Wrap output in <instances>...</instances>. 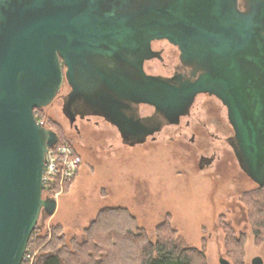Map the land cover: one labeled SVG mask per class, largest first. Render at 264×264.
<instances>
[{
	"label": "water",
	"instance_id": "1",
	"mask_svg": "<svg viewBox=\"0 0 264 264\" xmlns=\"http://www.w3.org/2000/svg\"><path fill=\"white\" fill-rule=\"evenodd\" d=\"M161 39L204 75L146 74ZM63 81L70 121L88 106L130 145L154 131L135 105H150L160 127L178 123L196 94L216 96L240 167L264 186V0H0V264H21L37 223L55 211L41 176L58 135L33 110L50 105Z\"/></svg>",
	"mask_w": 264,
	"mask_h": 264
},
{
	"label": "rangeland",
	"instance_id": "2",
	"mask_svg": "<svg viewBox=\"0 0 264 264\" xmlns=\"http://www.w3.org/2000/svg\"><path fill=\"white\" fill-rule=\"evenodd\" d=\"M163 44L168 45L161 39L153 46ZM173 57L166 52L164 64L146 62L145 73L168 75ZM68 91L63 83L37 115L39 122L57 130L59 143L68 146L80 164L71 182L55 189V211L38 222L32 238L37 247L27 245L29 255L21 264H34L42 246L39 238L49 235L53 225L62 226L70 247V239L79 241L84 227L105 207L126 208L152 239L155 227L169 221L207 264H219L220 256L231 264H251L259 256L264 264V187L242 170L226 142L233 130L219 100L199 94L178 125L127 146L116 127L100 117L77 118L75 130L61 112V95ZM151 111L148 105L140 106L142 115ZM201 157L210 162L201 165Z\"/></svg>",
	"mask_w": 264,
	"mask_h": 264
},
{
	"label": "trees",
	"instance_id": "3",
	"mask_svg": "<svg viewBox=\"0 0 264 264\" xmlns=\"http://www.w3.org/2000/svg\"><path fill=\"white\" fill-rule=\"evenodd\" d=\"M40 110H33L37 122L40 121L37 115ZM48 128L57 133L60 142L57 130ZM39 228L37 223L28 248L31 244L37 247L32 238ZM62 229L61 225H53L49 235L39 238L42 246L34 264H207L202 253L177 236L169 221H162L155 227L152 239L123 207L100 209L84 227L82 238L79 241L70 239V247L65 243Z\"/></svg>",
	"mask_w": 264,
	"mask_h": 264
},
{
	"label": "flooded vegetation",
	"instance_id": "4",
	"mask_svg": "<svg viewBox=\"0 0 264 264\" xmlns=\"http://www.w3.org/2000/svg\"><path fill=\"white\" fill-rule=\"evenodd\" d=\"M156 41H159V40H153L152 42H151V44H150V47H151V50L153 51V52H155L156 53V55L153 57V58H151V59H149V60H147V61H145L144 62V64L146 63V62H148V61H152V60H157V61H159V62H161V63H163L164 64V62H163V55H164V53H166V52H170L171 53V56L174 58V62L172 63V65H170L171 66V71H170V73L168 74V75H161V76H164V77H172V76H174V75H176V76H180L181 78H183L186 82H188L189 80H194V79H196V78H199V77H201V76H203L204 75V71L201 69V68H199L194 62H191V61H189V60H187V59H182L181 57H180V51H179V49H178V47L176 46V45H174V44H171V43H169V42H167L168 43V45H166V46H164L165 44H163V45H158V46H153L154 45V43L156 42ZM144 64H143V69H144ZM62 69L64 70V67L62 66ZM145 71V70H144ZM150 75V74H149ZM156 75H160V74H156ZM63 83H65V81H63ZM62 83V84H63ZM62 86V85H61ZM61 89V88H60ZM59 92H60V90H59ZM59 92L57 93V95L59 94ZM69 92V91H68ZM68 92L66 93V94H63V95H61V98H62V104H63V97H65L67 94H68ZM199 94H202V95H204V96H207V97H209V98H211V97H215L216 98V100L218 101L219 99L216 97V96H214V95H212V94H209V93H198V94H196L195 96H194V99H193V101H192V103L189 105V107H188V109H187V112L185 113V114H183V115H181L180 117H179V120H178V123H176V124H169V123H162L161 125H160V127H159V118L158 117H156L155 115H154V109L150 106V105H148L149 107H151L152 108V111L149 113V114H145V115H142V114H140V106H142V105H147V104H137V105H135V110H136V113H137V115L140 117V118H142V119H146V118H148V121H147V125L149 126V128L151 129V130H154L153 132H151V134H148L146 137H145V139H144V141L142 142V143H144L145 141H146V139L148 138V137H150V138H154V134L155 133H157V132H160L165 126H170V125H178L179 123H180V119L181 118H184V117H187L189 114H190V109H191V107H192V105H193V103H194V100H195V98H196V96L197 95H199ZM57 95L55 96V98L57 97ZM54 98V99H55ZM53 99V100H54ZM220 101V100H219ZM220 103H221V101H220ZM222 104V103H221ZM223 105V104H222ZM85 105H78L77 107H75V108H73V110L71 111V113H72V116H71V121H70V119H69V117H67L65 114H63L68 120H69V122H71V124L73 125V127L75 128V130H77V126L75 125V124H73L74 122H75V120L78 118V119H84V118H89L90 116H95V117H100V118H102L104 121H106V122H108L109 124H111V125H113L108 119H107V117H105L104 115H99V114H97L96 113V110H94V109H89L90 107H88V106H85ZM224 106V105H223ZM225 107V106H224ZM61 108H62V106H61ZM86 109V111H82V110H85ZM225 110H226V108H225ZM80 111L82 112V113H80ZM61 112H62V110H61ZM63 113V112H62ZM226 118H227V111H226ZM227 121H228V119H227ZM229 123V122H228ZM45 125V124H44ZM230 125V124H229ZM113 126H115V125H113ZM231 126V125H230ZM45 127H47V126H45ZM48 128V127H47ZM232 128V127H231ZM117 129V128H116ZM118 131V130H117ZM119 133V132H118ZM234 135V133L230 136V137H228V138H226V142H227V140L229 139V138H231L232 136ZM119 136H120V134H119ZM120 139H121V142L123 143V144H125V145H127V146H135V145H137V144H142V143H134V144H132V145H130V144H126V143H124L123 141H122V138H121V136H120ZM191 140H193V137H191ZM233 153H234V151H233ZM235 155V154H234ZM236 157V156H235ZM201 158H203V157H201ZM209 159V158H208ZM201 160V159H200ZM237 160V159H236ZM210 162V159L209 160H203V161H201V165L202 164H204V165H206V164H208Z\"/></svg>",
	"mask_w": 264,
	"mask_h": 264
},
{
	"label": "built area",
	"instance_id": "5",
	"mask_svg": "<svg viewBox=\"0 0 264 264\" xmlns=\"http://www.w3.org/2000/svg\"><path fill=\"white\" fill-rule=\"evenodd\" d=\"M79 164V159L75 158L68 146L57 141L56 144L48 147L44 154V166L41 176L42 196L56 198L55 189L62 188L71 182ZM48 191L51 194L46 193ZM28 255L25 249L23 257L26 258Z\"/></svg>",
	"mask_w": 264,
	"mask_h": 264
}]
</instances>
